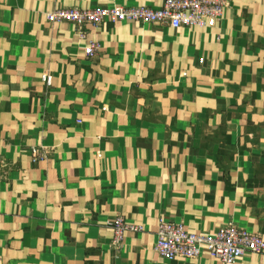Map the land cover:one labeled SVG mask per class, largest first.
Segmentation results:
<instances>
[{
	"label": "crops",
	"instance_id": "0c3cea01",
	"mask_svg": "<svg viewBox=\"0 0 264 264\" xmlns=\"http://www.w3.org/2000/svg\"><path fill=\"white\" fill-rule=\"evenodd\" d=\"M161 4L0 0V264H221L159 257L160 221L264 241V0L200 29L47 20ZM116 216L142 228L118 246Z\"/></svg>",
	"mask_w": 264,
	"mask_h": 264
},
{
	"label": "built area",
	"instance_id": "2783aa9c",
	"mask_svg": "<svg viewBox=\"0 0 264 264\" xmlns=\"http://www.w3.org/2000/svg\"><path fill=\"white\" fill-rule=\"evenodd\" d=\"M78 1V0H70ZM228 0H162L159 8L146 6L97 7L94 9L60 5L47 15L54 23L66 22L74 25L83 35V28L100 27L105 23L133 22L179 28H204L208 21H218L223 16ZM100 47L92 43L84 49L86 56L98 53ZM41 157V153H37ZM109 226L114 235L113 245L118 246L125 232H141L142 228L128 224L116 216ZM153 251L161 258L174 261H190L206 253L221 264H236L245 255L261 253L264 241L258 234L227 223L212 233H192L183 225L160 221Z\"/></svg>",
	"mask_w": 264,
	"mask_h": 264
}]
</instances>
